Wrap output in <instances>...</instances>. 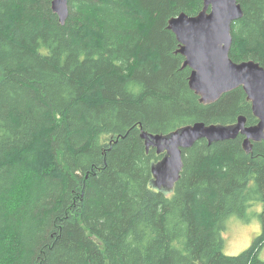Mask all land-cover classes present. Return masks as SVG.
<instances>
[{"label":"trees","instance_id":"16d2710c","mask_svg":"<svg viewBox=\"0 0 264 264\" xmlns=\"http://www.w3.org/2000/svg\"><path fill=\"white\" fill-rule=\"evenodd\" d=\"M237 1L230 57L264 67V0ZM203 8L70 0L61 25L52 0H0V264H264V232L239 255L223 236L264 223V141L201 140L172 192L151 185L165 154L143 132L258 122L243 88L205 105L189 87L169 21Z\"/></svg>","mask_w":264,"mask_h":264},{"label":"water","instance_id":"95a60500","mask_svg":"<svg viewBox=\"0 0 264 264\" xmlns=\"http://www.w3.org/2000/svg\"><path fill=\"white\" fill-rule=\"evenodd\" d=\"M52 8L64 25L70 14V0H52ZM244 13L237 0H204V8L195 16L181 14L169 21V30L180 44L185 67L192 71L190 89L201 103L211 105L222 96L243 88L252 105L257 124L248 126L241 116L231 125L195 123L167 135L142 133L146 147L165 156L153 163L151 185L170 193L181 178L183 152L206 140L209 145L244 137L243 148L250 154L254 144L264 141V67L251 60L240 63L231 57L232 29Z\"/></svg>","mask_w":264,"mask_h":264},{"label":"rangeland","instance_id":"374dc122","mask_svg":"<svg viewBox=\"0 0 264 264\" xmlns=\"http://www.w3.org/2000/svg\"><path fill=\"white\" fill-rule=\"evenodd\" d=\"M261 209H255V211ZM251 214V212H249ZM227 231L224 233L226 240L224 252L227 255H239L249 248L262 232L260 222L251 217L249 222L231 219L226 224ZM260 258L264 260V248L260 250Z\"/></svg>","mask_w":264,"mask_h":264},{"label":"flooded vegetation","instance_id":"af4514ba","mask_svg":"<svg viewBox=\"0 0 264 264\" xmlns=\"http://www.w3.org/2000/svg\"><path fill=\"white\" fill-rule=\"evenodd\" d=\"M256 220L260 222V220L258 218H256ZM260 229H261V232L263 233L264 232V223L260 222Z\"/></svg>","mask_w":264,"mask_h":264}]
</instances>
